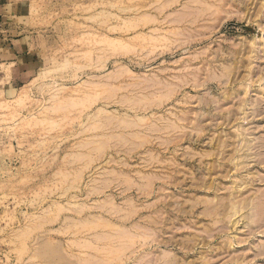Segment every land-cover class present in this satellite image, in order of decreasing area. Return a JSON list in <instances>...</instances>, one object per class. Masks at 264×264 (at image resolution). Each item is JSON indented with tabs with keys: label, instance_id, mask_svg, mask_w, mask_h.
<instances>
[{
	"label": "rangeland",
	"instance_id": "obj_1",
	"mask_svg": "<svg viewBox=\"0 0 264 264\" xmlns=\"http://www.w3.org/2000/svg\"><path fill=\"white\" fill-rule=\"evenodd\" d=\"M14 1L0 264H264V0Z\"/></svg>",
	"mask_w": 264,
	"mask_h": 264
},
{
	"label": "crops",
	"instance_id": "obj_2",
	"mask_svg": "<svg viewBox=\"0 0 264 264\" xmlns=\"http://www.w3.org/2000/svg\"><path fill=\"white\" fill-rule=\"evenodd\" d=\"M14 0H0V74L3 66L10 68L8 85L19 87L34 77L36 58L30 39L8 18ZM31 56H34L32 58Z\"/></svg>",
	"mask_w": 264,
	"mask_h": 264
},
{
	"label": "bare ground",
	"instance_id": "obj_3",
	"mask_svg": "<svg viewBox=\"0 0 264 264\" xmlns=\"http://www.w3.org/2000/svg\"><path fill=\"white\" fill-rule=\"evenodd\" d=\"M121 68H122V67H121ZM116 69H117V68H116ZM118 69H120V68H118ZM114 74H115V73H114ZM42 78H43V77H42ZM37 79H39V77H38ZM35 80H36V79H35ZM35 80H34V81H35ZM18 97H19V96H18ZM25 97H28V95H27L26 92L24 93V95H22V96L20 97V98H21L20 101L23 100L22 98H25Z\"/></svg>",
	"mask_w": 264,
	"mask_h": 264
}]
</instances>
